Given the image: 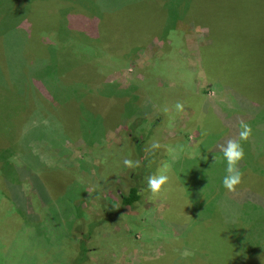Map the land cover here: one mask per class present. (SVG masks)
<instances>
[{
    "label": "rangeland",
    "instance_id": "1",
    "mask_svg": "<svg viewBox=\"0 0 264 264\" xmlns=\"http://www.w3.org/2000/svg\"><path fill=\"white\" fill-rule=\"evenodd\" d=\"M59 1L0 0V264H68L101 202L132 185L139 201L92 228L84 264H264V0H144L118 17L130 37L181 4L196 20L127 48L100 38L106 0ZM240 121L252 134L230 192L220 145Z\"/></svg>",
    "mask_w": 264,
    "mask_h": 264
},
{
    "label": "trees",
    "instance_id": "2",
    "mask_svg": "<svg viewBox=\"0 0 264 264\" xmlns=\"http://www.w3.org/2000/svg\"><path fill=\"white\" fill-rule=\"evenodd\" d=\"M143 1L144 0H106V3L108 4V6L104 8V11H103L104 15L106 16H103L102 18L99 19L100 29L102 30V34L100 36L101 40L103 41L106 40L107 43H111V42L113 43L114 41L115 42L118 41V43H126L124 48H127L128 46L135 45L141 41H145V39H147L150 35L157 34L161 36L163 33H165L166 29H169L173 26L175 19L179 17H182V18L188 17V18L193 19L194 21L196 20L192 14H188L185 12V9H184V7H186L185 4L184 5L181 4L178 12H177L178 7L176 8V15L174 16V20L171 25H163V26L160 25L158 26L157 29L151 30V32L148 31L147 33H144L143 35L140 34L135 37H130V35H127L126 32L124 31V27L120 24V19L118 17L120 16L121 13H125L126 11L130 10L132 7L135 8L138 3H142ZM155 2L158 3L159 7L162 8V10L164 9V7L169 5L168 0H155ZM60 5H61V1H59V3L55 2L54 8L57 9L59 8L58 6ZM37 40L39 41V38H37ZM41 45L44 47L46 45V42L44 43L42 42ZM202 62L204 63V59ZM53 68L56 69V74H61L63 71L62 69L59 70V68H57L56 66H54ZM230 72L232 76L231 80L233 81V83L236 81L237 83L235 84V87H238L237 86L238 79H239L238 74L235 73V71L232 72L230 70ZM142 117H143V114L141 115L138 112V113H135V115L132 118H130V120H127L126 130L128 131V133H131L132 135L134 127L137 124H139L140 120H142ZM2 144H5V143H1L0 145ZM136 150H139V146H136ZM11 167L12 169L14 167L15 171L19 169L15 167L14 165H11ZM8 169H9V162L6 161L5 159V151L1 149L0 150V186L1 185L3 186L5 184L3 176L8 177V174H9ZM142 172H143V169L140 168L138 172L133 173L132 176L134 178H137L139 174H141ZM34 178H35V175L33 173L28 175L30 184L33 187H35V190H37L35 183L33 182ZM43 195H46V193H45V190L42 189L41 196ZM140 197H141V192L139 190V187L136 185H132L127 189L125 194L120 193L116 195L118 202L115 206L113 204H108L107 202H101V208L102 210H104L102 217L100 219L92 220L88 222L86 232L82 234V236H80V238L77 240L74 246L75 248L74 253L72 257L70 258L68 264H84L85 261L87 260V251L89 249L86 244V240L91 236L92 228L95 227L96 224L100 222L107 221L109 219L110 213H115L118 210H126L128 208H132L133 204L139 201ZM233 263L237 264V259L233 260L232 264Z\"/></svg>",
    "mask_w": 264,
    "mask_h": 264
},
{
    "label": "clouds",
    "instance_id": "3",
    "mask_svg": "<svg viewBox=\"0 0 264 264\" xmlns=\"http://www.w3.org/2000/svg\"><path fill=\"white\" fill-rule=\"evenodd\" d=\"M183 104L177 102L175 108L178 111H183ZM167 111V109H165ZM240 132L239 139H229L225 144L220 145V150L223 152V156L227 162L226 172L227 175L223 178V186L230 192H234L236 187L242 183L243 173L238 167L239 162L244 158L245 152L241 140H248L252 134V128L249 124L244 121H240ZM160 144L155 142L152 144V148H159ZM124 165L129 168L140 167L141 161L136 160L133 162L131 159L125 158L123 161ZM168 169V165L163 166ZM169 182V176L165 173L158 172L157 174L150 175L147 178L148 188L153 194L160 192L163 185Z\"/></svg>",
    "mask_w": 264,
    "mask_h": 264
}]
</instances>
